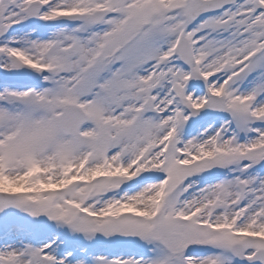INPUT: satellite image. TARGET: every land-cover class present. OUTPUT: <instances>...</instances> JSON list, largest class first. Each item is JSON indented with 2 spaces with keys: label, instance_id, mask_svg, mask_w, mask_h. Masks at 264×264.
I'll return each instance as SVG.
<instances>
[{
  "label": "snow or ice",
  "instance_id": "6c2138e0",
  "mask_svg": "<svg viewBox=\"0 0 264 264\" xmlns=\"http://www.w3.org/2000/svg\"><path fill=\"white\" fill-rule=\"evenodd\" d=\"M0 264H264V0H0Z\"/></svg>",
  "mask_w": 264,
  "mask_h": 264
}]
</instances>
